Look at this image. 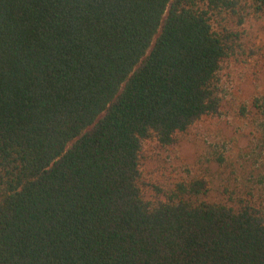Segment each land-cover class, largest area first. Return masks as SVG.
<instances>
[{
  "label": "trees",
  "instance_id": "obj_1",
  "mask_svg": "<svg viewBox=\"0 0 264 264\" xmlns=\"http://www.w3.org/2000/svg\"><path fill=\"white\" fill-rule=\"evenodd\" d=\"M261 16L264 0H0V264H264V207L143 169L146 142L221 114ZM253 107L264 123V95Z\"/></svg>",
  "mask_w": 264,
  "mask_h": 264
},
{
  "label": "rangeland",
  "instance_id": "obj_2",
  "mask_svg": "<svg viewBox=\"0 0 264 264\" xmlns=\"http://www.w3.org/2000/svg\"><path fill=\"white\" fill-rule=\"evenodd\" d=\"M240 30L242 49L222 72L221 114L202 119L172 147L146 142L143 169L160 185L201 177L210 183V200L238 206L245 199L264 207V123L253 107L264 95V16Z\"/></svg>",
  "mask_w": 264,
  "mask_h": 264
}]
</instances>
